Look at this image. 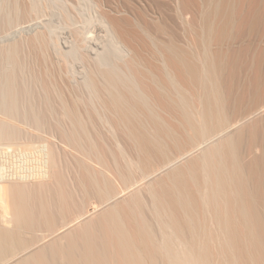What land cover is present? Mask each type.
<instances>
[{
	"label": "bare ground",
	"instance_id": "6f19581e",
	"mask_svg": "<svg viewBox=\"0 0 264 264\" xmlns=\"http://www.w3.org/2000/svg\"><path fill=\"white\" fill-rule=\"evenodd\" d=\"M83 2L0 0L70 32L0 45V264H264V0Z\"/></svg>",
	"mask_w": 264,
	"mask_h": 264
},
{
	"label": "rangeland",
	"instance_id": "374dc122",
	"mask_svg": "<svg viewBox=\"0 0 264 264\" xmlns=\"http://www.w3.org/2000/svg\"><path fill=\"white\" fill-rule=\"evenodd\" d=\"M86 0H84V2H85ZM84 2H83V4H84ZM54 11V10H53ZM53 11H48V15H45V16H41V17H39L38 19L37 18H35V19H29V22L27 21V22H25V23H23L21 26H18L17 28H14V29H12L11 31H9V32H7V33H4L3 35H0V45L2 46V44H7L9 41L10 42H12V41H14V40H16V41H18V39L19 40H21V37L22 38H26L27 36L29 37V35L31 36V34H34L35 33V31H37V30H39V28L41 27L42 28V26H43V24L42 23H50V21H51V25H53V27H54V25L56 24V25H60L59 23V18L57 19L56 17H58ZM81 11H82V13H81ZM83 11L84 10H80V13L81 14H83ZM50 12V13H49ZM49 14H51V16L49 15ZM53 14V15H52ZM49 16V17H48ZM82 16V15H81ZM83 16H84V14H83ZM41 18V19H40ZM45 18H47L46 20H45ZM48 19H50L49 21H48ZM44 21V22H43ZM46 21H48V22H46ZM54 21V22H53ZM55 25V26H56ZM63 26H61V28H62ZM40 28V29H41ZM57 28H59V29H61L60 28V26H56L55 27V29H54V31L56 32V37H57V39H59V41H58V43L60 42V44L59 45H62L61 47L62 48H68V46H70L69 45V43H70V41H69V33L70 32H68L67 31V29L66 28H62L63 29V31H59V29H57ZM57 30V31H56ZM27 35V36H26ZM60 35V36H59ZM100 35V34H99ZM102 35V34H101ZM100 35V36H101ZM26 36V37H25ZM61 39V40H60ZM67 40H68V42L69 43H67L66 44V42H67ZM181 40L182 41H185L184 40V38L183 37H181ZM63 43H65V46L66 47H64V44ZM4 44V45H5ZM95 42H93V41H91L90 42V44H88L87 45V47H86V49H88V51H90L91 52V50H90V48H92L93 46H95ZM97 45V44H96ZM89 47V48H88ZM75 62H78V61H75ZM75 62H73V64H74V68H69V69H72V71H73V69H75V68H77V70H75V74H76V72H78L77 73V75H75V76H77L76 78L78 79V74H80L81 72H80V70H81V63L80 64H78V63H75ZM73 64H71V67H73ZM77 65V66H76ZM78 65H80V66H78ZM50 67L52 68V69H56L57 70V67L55 66V65H50ZM79 69V70H78ZM70 71V70H69ZM72 72V73H73ZM80 72V73H79ZM80 78H81V75H80ZM79 78V79H80Z\"/></svg>",
	"mask_w": 264,
	"mask_h": 264
}]
</instances>
